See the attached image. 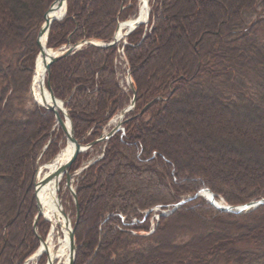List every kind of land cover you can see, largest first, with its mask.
I'll use <instances>...</instances> for the list:
<instances>
[{
  "label": "trees",
  "instance_id": "obj_1",
  "mask_svg": "<svg viewBox=\"0 0 264 264\" xmlns=\"http://www.w3.org/2000/svg\"><path fill=\"white\" fill-rule=\"evenodd\" d=\"M52 1L0 0V139L14 131L25 139L24 167L16 173V182L11 179L13 186H6L23 189L22 204H14L27 208L20 224L0 209V264H21L37 248L31 230L35 216L31 183L38 158L48 161L56 155L61 139L52 131L54 116L30 108L28 94L39 53L36 36ZM233 1L235 6L223 8L215 0H184L189 9L184 12L176 9L175 0H150L148 32L143 33L141 25L130 33L123 55L136 90L135 107L124 121L123 137L116 134L104 145H93L92 154L102 158H95L75 178L79 209L75 264H264V206L234 215L194 198L161 217L148 237L125 232L135 230L128 224L125 231H113L120 224L117 217L104 220L106 214L128 220L138 211L168 210L204 187L233 207L264 199V0L228 4ZM66 5L64 20L50 27L49 49L83 40L110 42L117 23L135 14L137 2L69 0ZM178 19L183 25L177 26ZM202 22L206 29H201ZM178 42L187 45L181 53L175 47ZM118 56L116 47L87 45L50 68V90L68 109L79 144L100 138L107 122L129 102L116 79ZM185 93L193 102L199 99L217 109L219 116L240 121L245 130L237 137L255 130L250 134H255L252 145L232 144V139L221 144L217 159L241 161L248 146L261 163L209 175L178 162L162 137L186 102ZM88 156L79 155L71 171ZM5 177L0 176V185L8 183ZM125 177L131 179L125 189L134 188L140 179L145 186L122 191ZM148 189L151 192L146 193ZM179 219L201 222L173 224ZM155 251L171 259L164 260Z\"/></svg>",
  "mask_w": 264,
  "mask_h": 264
},
{
  "label": "rangeland",
  "instance_id": "obj_2",
  "mask_svg": "<svg viewBox=\"0 0 264 264\" xmlns=\"http://www.w3.org/2000/svg\"><path fill=\"white\" fill-rule=\"evenodd\" d=\"M147 1L150 2V0H147ZM175 1L177 3L176 9L178 11L187 12L188 8H187V5L184 4L183 2L184 0H175ZM215 1L217 2V4H219L223 8H227V7L232 8V6H235V4L237 3L236 1H233V3L229 5L228 4L229 0H215ZM136 2H137V5H136L135 14L132 16H129V18L125 21H119L117 23V27L119 26L118 25L119 23L127 22L137 15V11L139 8V2L138 0H136ZM176 22H177V26H181L184 23L180 21L179 19ZM195 23L198 24L199 23L198 20H195ZM142 26H144L143 33H147L149 29L148 23H145ZM206 26H207L206 23H203L200 27L201 29H206ZM165 33H166V36L170 35L169 31H166ZM126 40L127 38L126 39L122 38L119 41V43L115 45V47L118 48V55H119L118 56L119 59L117 60V62H115V67L117 68L116 69V79L118 80V85H119L120 90H123L124 94L127 96L129 100L128 104L125 105V108L131 105V102L133 99V92L135 90L134 83L131 84V79L128 78L129 76L128 75L129 73H127L128 64H127L126 58L123 55V49L127 43ZM92 42L95 43V45L106 44L101 41H92ZM185 46L187 45L182 44V42L175 43V47L177 51H179L180 53L184 50ZM62 48L63 47H59L55 49H59V51H62L63 50ZM183 98L186 100V102L181 105L177 113L174 115V117H172L173 122H171V124H168L167 127L163 129V132L165 133L163 134V137H162L163 141L166 143V149L170 150L174 154L175 158L178 159V162L180 161L181 163L189 164V165L192 164L195 166V170H199V169L203 170L205 173L209 175H212L215 173L223 174L226 172H234V171L238 172L239 170L240 171L244 170L245 165L255 166V164L261 163L260 162L261 157L257 156L256 154H253V152L250 151L251 149H248V146L246 149L247 151L244 153V155H241L238 158L241 161H236L234 159L232 162H230L227 160L222 161L220 158L217 159V153L222 154V151H223L221 149L222 146H224L226 142H230L232 139L234 141L232 144L242 143L243 146L245 144L252 145V143H254L252 142V139L254 140L255 134L254 135H250V134H253L255 130H249L248 131L249 133L247 132V134H245L243 138L237 137L238 135L242 134L243 130H245V128H242L243 124L240 121L234 122L231 118H226L223 115L219 116V113H217L216 111L217 109L215 110V108L205 105L203 102L199 101V99L198 101L193 102L192 99L189 98V96L186 93L184 94ZM29 101H30L29 102L30 108L39 107L33 102V97L30 94H29ZM120 113H118L114 118L119 116ZM67 114H68V111H67ZM53 119H54V125L52 128V131L54 132L55 135L60 133V136H61V139L57 142V145H56L58 151L56 155L49 158L48 161L38 159L39 162L38 161L36 162L35 173L33 175L32 183H31L32 189H33L34 178L38 177L37 179H39L40 177H42V175L40 174V172L42 171L41 168H39L40 170L38 169L40 171L38 172V175L36 174L37 165L42 167L43 165H47L48 163L53 162L56 159L55 157L59 154V152L65 149L67 145V140L65 136H63L62 131L56 125V121L54 117ZM113 126L114 124H109L106 126V128L103 131L108 132L110 129H112ZM233 126L238 128L240 131L237 130L238 132H235L234 130H232V129H236ZM231 130L233 131L232 133H231ZM4 140L0 139V147L1 145L4 144ZM52 140L54 139L51 136V141ZM51 141L49 140L47 142V144L44 146V149L48 147ZM217 141H219L220 144L217 143ZM222 143H224V145L221 146ZM81 145L84 146L83 144ZM262 146H264L263 143H262ZM99 149L100 147L98 148V150ZM258 150H261V148L258 147ZM87 152L89 153V156L87 158H83L80 167H78L75 173L76 172L80 173L81 170L84 169V167H86L88 164L96 160L95 158H98L96 153L92 154V150L87 151ZM87 152H82L81 154H85ZM23 154H24L23 147H18V150L15 151L14 155L10 157L8 161H6L5 163H2L0 161V176L5 177L7 173L8 174L11 173L13 182H16V178H15L16 173L18 172L20 168L24 167V164H23L24 160L22 158ZM2 169L4 173L1 172ZM129 180L131 179L125 177V179L123 180V183H121V188H123L122 191L127 192V190H130L129 192H131L133 191L135 187L137 189L139 187L142 188L143 186H145L144 184L145 180L140 179V182L136 181L135 183L136 186H134V188L133 186H131V188L126 187L125 189L124 186L126 185V182H128ZM73 183L74 182L72 180L71 190L75 192L73 188ZM13 184L14 183H12V186ZM1 190L5 191V195H2L3 193L1 194L2 192ZM59 191L60 192H58L57 195H58V201L60 202V209H62L67 214L69 222L71 223V227H73V223L76 218L75 203L72 199L71 192L67 190L65 186L64 179H63V182L60 184ZM147 191L148 192L146 193L151 192L149 189ZM2 196L4 197L2 198ZM24 196H26V194H24L23 189L21 188H17V187L10 188L9 186L0 185V209L1 210L3 209L6 215H9L12 218L16 217L15 219L16 224L24 223L26 219L25 217L27 216L26 214L27 208L25 206L22 205V207L15 208V204H14L15 202L16 203L18 202L20 206V204H22L21 199ZM35 206H36V203H35ZM72 206L74 207L73 211L71 210ZM171 211H172L171 208L167 211L162 210L158 213V215H155L153 213L141 219L138 218V215H141V212L143 211H138L136 212V217H129V219L132 221V218H136L137 221H141V222H138L136 224H132L130 222V224L133 227H135V230L133 231L138 233V237H147V235L150 234L149 232L150 229L154 230L156 229L157 226H159L160 220H161L160 218L162 217L160 216L161 213L162 212L165 213L166 216L164 215L165 216L164 218H167L170 216V214H172L170 213ZM16 214L18 215V217ZM35 216H36V208H35ZM193 222H201V221L197 219H192V220L191 219H182V220L179 219L175 221L173 224H176V226L177 225L179 226L182 223H193ZM36 225L37 226L35 229L33 228V225H32L31 230H32V235L36 239L37 248L31 253V255L26 257L25 260L21 264H47L48 257L45 253H41V255L34 257V255L37 253V251L41 247V244L38 238L42 239L44 243L48 242V245L51 247V251L54 254H57L58 251L61 250L62 248L61 244L64 238L62 227H55L51 230V224L46 222L44 218H40V220L37 222ZM145 228H147V230H142ZM21 232H22V229H20L18 233H21ZM24 239L25 238H23V240ZM74 245H76V251H75V255H76L77 249H78V244L76 243V237H75ZM65 261H66V256L65 257L63 256V258L55 259L53 264H66ZM75 263H76V258H75L74 264Z\"/></svg>",
  "mask_w": 264,
  "mask_h": 264
},
{
  "label": "water",
  "instance_id": "obj_3",
  "mask_svg": "<svg viewBox=\"0 0 264 264\" xmlns=\"http://www.w3.org/2000/svg\"><path fill=\"white\" fill-rule=\"evenodd\" d=\"M68 0H54V2L50 5V7L48 8V10L45 12V14L43 15V22H42V25L40 26V29L37 33V36H36V45H37V48L39 50V54L42 58V61H43V72L45 73V82H46V89H47V92L49 93L50 95V101H51V104L52 105H48V104H45L44 106H41L40 108L44 109L46 112L54 115V118H55V121H56V124L59 125V128L61 129L63 135L66 137L67 139V143H70L73 147V151H72V154L70 155V159L59 165V167L53 171V173H51L49 175V177H47L46 179L44 180H40V182L38 181V177L34 178V183H33V192H34V200H35V197L37 195V191L38 190V187H42L46 184H49V182L51 181H55V184H56V191L57 192H60L59 191V184H60V181L61 179L64 177V180H65V186L67 188V190H70L71 194H72V199L75 203V212H76V218H75V221H74V225L73 227H71V223L69 222V219H68V216L67 214L62 210L60 209V202L58 201V195L56 196V202L58 204V207H59V213L61 214L62 216V219H63V222L65 223L64 224V227H68V245H69V250H68V262L67 264H74V261H75V258H76V255H75V251H76V245L75 244V228L77 226V221H78V218H79V209H78V201H76V193L73 192V190H71V178L74 174H70L69 171H70V167L71 165L75 162V160L78 158L77 156L79 154H81L82 152L90 149L92 147V145L96 144V143H99V142H102V141H105V140H108L110 138H112L113 135H115V133L118 132V130L120 129V127L123 125V123L121 122H118V124L112 128V130L105 136V137H102V139H99L98 141H95V142H92L91 144L89 145H86V146H82L81 144L78 143V141L75 139V136H74V131H73V125L71 123V119H70V116L69 114H67V108L64 107V103H62L61 101H59L57 98L54 97L53 93L51 92L50 90V86H49V82H48V79H49V76H50V68L56 63L58 62L59 60L73 54L76 52V50L78 49H81V47L83 46H87V45H91V46H97L95 45L94 43H92L90 40H83V41H80V42H77L76 44L74 45H69L67 44L65 46V50H62V51H59V49H54V50H51L49 48H47V36H48V33L50 31V27L52 26V24L56 21H59V20H62L65 15H66V11H67V5H66V2ZM147 2V8H148V5H149V2L146 0ZM148 12H149V8H148ZM150 13V12H149ZM149 13H148V17H149ZM55 14H59L57 17L54 16ZM145 24L144 22H140L139 24H136L133 28H130L128 30V32L126 34H124V36H128L130 34L131 31H133L134 29H136L137 27H139L140 25H143ZM118 30V28H117ZM117 32V31H116ZM43 38L45 39V45L44 47H42V41H43ZM118 40L116 39V37H114L113 41L111 43H109L108 45H99V47L101 48H108V47H113L117 44ZM34 71V69H33ZM34 74V72H33ZM33 78L31 79V85H30V94L33 96ZM41 92V91H40ZM135 92L133 93V102L131 104V107L134 105V102H135ZM56 100H58L60 102V104H62L63 108H64V112L62 113L63 115V118L61 117V115H59L58 112H56L55 108H56ZM130 108H126L124 111H122V115H121V119H123V117L130 112ZM69 125V129L67 130L66 128V124ZM44 167H42L43 169ZM39 167L36 168V174L38 175V172H39ZM203 192L207 193L208 195H211V202H209V204L212 206V207H215L218 211L222 212V213H231V214H246L247 212H250V211H254L256 210L258 207H261V206H264V199H261V200H257V201H253V202H250V203H246L245 206H239V207H230V206H226V207H218L217 205L214 204V200H215V197L216 195H212L210 193V191L206 188L202 189ZM35 203H36V216L34 218V221L32 223L33 225V228L35 229L36 228V224L37 222L40 220V218H43V214L41 213L40 211V206H39V203L37 202V200H35ZM176 208H178V206H176ZM175 211V209L173 210ZM40 244L45 248L44 246V242L42 241V239L38 238ZM43 253H45L47 255V253L44 251ZM48 257V255H47ZM47 263L48 264H53L52 261H50L49 257H48V260H47Z\"/></svg>",
  "mask_w": 264,
  "mask_h": 264
},
{
  "label": "bare ground",
  "instance_id": "obj_4",
  "mask_svg": "<svg viewBox=\"0 0 264 264\" xmlns=\"http://www.w3.org/2000/svg\"><path fill=\"white\" fill-rule=\"evenodd\" d=\"M53 2H54V0L52 1V3ZM138 2H139V8H138V11H137V15L134 18L130 19L129 21L119 24L118 30L114 34V36L116 37V39L118 41L121 40L124 37V34L127 33L130 28H133L136 24H139L140 22L146 23L148 21V13L149 12H148V8H147V2H146V0H138ZM58 15L59 14H55L54 16L57 17ZM64 18L62 20H64ZM62 20H59L57 22H60ZM44 45H45V39L43 38L42 47H44ZM77 51H79V49L76 50V52ZM34 61H35L34 68H33L34 69V71H33L34 74L32 75L33 83H34V85H33V94L34 95L32 96L33 97V102L36 105H38L39 108L41 106H44L45 104L52 105L51 104V101H50V95H49V93L47 92V89H46V82H45V78L46 77H45V73L43 72V61H42V58H41V56H40L39 53L36 56V58H35ZM128 75H129L128 78L131 79L130 73ZM131 81H132L131 84H133V80L132 79H131ZM30 83H31V80H30ZM29 89H30V86H29ZM134 92H135V95H136V90H134ZM29 94H30V91H29ZM55 104H56V108H55L56 112H58L59 115H61V117L63 118V116H62L63 114L62 113L64 112V108H63L62 104H60V102L58 100H56V103ZM131 104H132V102H131ZM134 107H135V102H134V105L132 107H131V105L128 106V108L131 109L130 112H129V114L132 112V110L134 109ZM124 109H125V107L120 112L122 113V111H124ZM120 119H121L120 118V115L117 116L116 118H113L112 117L107 122V125H109V124H114L115 125L119 121H121ZM65 125H66V128L68 130L69 129V125H67V123ZM121 133L122 134H125L124 133V130L121 131ZM4 139H5L4 140V144L1 145V147H0V161L2 163H5L6 161H8L9 158L14 155L15 151L18 150V147H22L23 144L25 143V139L23 137H21L20 134H18V131H14L11 134H7L4 137ZM72 151H73L72 145L70 143H67L66 148L59 152V154L55 157L56 159L53 162H50L47 165H43L42 166V167H44L43 169H42L41 166H38L37 165V168L39 167L42 170L41 172L39 171L40 174L42 175V177H40L38 179V181L40 182V180L46 179L47 177H49V175L51 173H53V171H55L59 167V165L67 162L70 159V155L72 154ZM38 159H40V158H38ZM37 161L39 162V160H37ZM70 172H72L71 169H70L69 173ZM72 174H74L73 175L74 177H77L75 173L72 172ZM5 178H6V180H7L8 183H6L4 186L10 185V183H12L11 182V179H12L11 173H9V174L7 173ZM62 182H63V179H61L60 184ZM60 184H59V187H60ZM201 190L202 189H200V191L198 193H196L195 195H193L192 198H187V199L190 201V200H192L194 198H200V199H203L209 206H211L209 204V202H211V195H208L207 193H205L203 191L201 192ZM36 191H37V195L35 197V200H37V202L39 203L40 211L43 214L44 220L46 222H48L49 224H51V230L53 228H55V227H62L63 234H64V238H63V241H62V244H61L62 245V248H61V250L58 251L57 254L52 253L51 247L48 245V242H46V243H44L45 248L41 245V247L39 248V250L37 251V253L34 255V257L35 256L37 257L38 255H40L42 252L45 251L47 253L50 261H52V263L54 262L55 259L63 258V256L64 257L66 256L65 263L67 264V261H68V250H69L68 234H67L68 233V227L67 228L64 227V224L65 223L63 222L62 216L59 213V207H58V204L56 202V196H57L58 192L56 191L55 181H51V182H49V184H46V185H44L42 187H38V190H36ZM3 197L4 196H2V198ZM184 200H181L180 206L182 205V203H183ZM76 201H77V199H76ZM214 204L217 205L218 207L230 206L227 203L225 205L222 204V203H220L217 200L216 197H215V200H214ZM230 207H233V206H230ZM212 208H215V207H212ZM105 216L106 217H113V214H106ZM152 228H153V226H152ZM182 229H187V228L183 226ZM154 232H155V229H154ZM155 254L157 256H159L160 258H163L164 260H168V258H169L164 253H161L160 254L159 252L155 251ZM169 259H171V258H169ZM153 264H156V263H153Z\"/></svg>",
  "mask_w": 264,
  "mask_h": 264
}]
</instances>
